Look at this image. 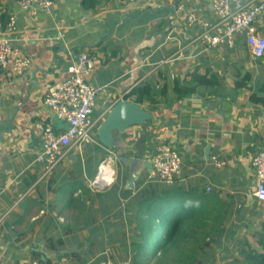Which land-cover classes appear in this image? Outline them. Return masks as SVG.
Returning <instances> with one entry per match:
<instances>
[{"label":"crops","instance_id":"crops-1","mask_svg":"<svg viewBox=\"0 0 264 264\" xmlns=\"http://www.w3.org/2000/svg\"><path fill=\"white\" fill-rule=\"evenodd\" d=\"M18 2L0 1V36L17 14L14 47L31 61L21 76L11 73L13 61L8 72L0 69V264H116L128 257L142 202L156 187L169 188L148 180L157 144L170 145L182 160L173 186L182 198L213 199L204 235L190 232L191 239L206 235L220 264L235 256L231 243L256 240L264 203L253 197L252 160L264 148V109L249 97L264 80V60L255 61L240 38L233 49L198 41L199 21L216 22L210 0H55L50 16L22 14ZM192 13L199 20L190 27ZM257 26L264 36V15ZM58 33L64 41L49 45ZM82 53L95 59L88 82L102 90L92 115L96 144L71 149L44 176L36 125L65 130L44 99L67 79L68 55ZM195 71L217 85L178 99L175 86H196ZM247 72L250 89H237ZM143 85L153 100L137 104L128 97ZM120 100L151 119L112 133L107 147L98 129Z\"/></svg>","mask_w":264,"mask_h":264},{"label":"built area","instance_id":"built-area-1","mask_svg":"<svg viewBox=\"0 0 264 264\" xmlns=\"http://www.w3.org/2000/svg\"><path fill=\"white\" fill-rule=\"evenodd\" d=\"M122 1L133 3L135 0ZM210 3L216 22L199 21L204 29L198 41L207 49L221 47L233 49L237 39L240 38L245 42L255 61L264 60V36L260 34L257 26L258 19L264 15V0L260 2L210 0ZM53 4V0H19L18 7L22 14L50 16ZM179 10H184V8ZM198 20V17L192 13L188 16L187 22L190 27H193ZM18 24V15L11 14L6 29L0 36V69L8 72L10 63L13 61L11 73L21 76L30 66L31 61L22 57L19 49L14 47L15 35L19 30ZM63 41L64 34L62 33L47 40L49 45ZM68 57L70 65L67 70V79L59 88L48 93L44 99L45 106L65 125V130L61 132L51 125H36V129L41 133V149L36 163L45 168L44 176L49 175L62 164L71 149L96 144L94 133L99 121L95 120L92 115L95 101L102 90L92 87L88 82L96 68L95 59L86 53L69 54ZM213 160L220 165L216 158ZM151 165L152 169L148 175L149 182L172 187L181 176L182 160L168 144H157L154 147ZM252 168L255 175L253 197L257 202L264 203V148L253 158ZM61 263L70 264L67 259H62ZM31 264L45 263L34 261ZM116 264H130V262L121 261Z\"/></svg>","mask_w":264,"mask_h":264},{"label":"trees","instance_id":"trees-1","mask_svg":"<svg viewBox=\"0 0 264 264\" xmlns=\"http://www.w3.org/2000/svg\"><path fill=\"white\" fill-rule=\"evenodd\" d=\"M251 80V75L247 72L245 77L237 82L236 88L250 89ZM192 82L196 86H175L178 99L191 96L198 87L217 85L216 80L201 75L199 71H195ZM153 96L151 86L143 85L135 89L128 98L134 97L137 104H142L148 100L152 102ZM249 102L264 109V80L257 84ZM152 192L142 202L138 221L139 234L131 242V253L121 261H129L130 264H205L202 255L210 242L206 241V235L202 240L198 236L195 240L191 239L190 232L200 234L206 229L209 216L207 206L213 199L206 194H190L189 197L182 198L173 186L167 189L156 187ZM203 233L204 231L201 234ZM239 247L242 261L241 258H229L232 264H264V228L257 234L256 240L239 243Z\"/></svg>","mask_w":264,"mask_h":264},{"label":"water","instance_id":"water-1","mask_svg":"<svg viewBox=\"0 0 264 264\" xmlns=\"http://www.w3.org/2000/svg\"><path fill=\"white\" fill-rule=\"evenodd\" d=\"M151 119V116L145 113L140 106L120 100L107 119L98 129L100 142L107 147H111L110 136L114 132L123 133L126 129L134 125H142L144 120ZM134 183V177L131 178V187Z\"/></svg>","mask_w":264,"mask_h":264},{"label":"rangeland","instance_id":"rangeland-1","mask_svg":"<svg viewBox=\"0 0 264 264\" xmlns=\"http://www.w3.org/2000/svg\"><path fill=\"white\" fill-rule=\"evenodd\" d=\"M210 244H214V243H209V246L207 247L206 252L203 253L204 256L202 257V260H205V264H220L218 261L222 260V257H220V258H216L215 257L214 258V256H213L214 255V253H213L214 249L210 246ZM231 244H232V246H234V247H232L234 252H236L235 256L233 257V259L240 260L241 255H240L239 252H240L241 249H240V247L239 248H235V246H238V243H231ZM226 260H228V261H226L225 264H232V260L230 261L229 258H227ZM240 261H242V258H241ZM241 264H245V263L241 262Z\"/></svg>","mask_w":264,"mask_h":264},{"label":"bare ground","instance_id":"bare-ground-1","mask_svg":"<svg viewBox=\"0 0 264 264\" xmlns=\"http://www.w3.org/2000/svg\"><path fill=\"white\" fill-rule=\"evenodd\" d=\"M104 170V169H103Z\"/></svg>","mask_w":264,"mask_h":264}]
</instances>
